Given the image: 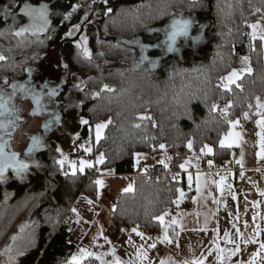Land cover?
I'll return each instance as SVG.
<instances>
[{
	"label": "trees",
	"instance_id": "trees-1",
	"mask_svg": "<svg viewBox=\"0 0 264 264\" xmlns=\"http://www.w3.org/2000/svg\"><path fill=\"white\" fill-rule=\"evenodd\" d=\"M26 6L46 7L48 23L36 35L29 31L17 36L21 27L33 23ZM174 20L191 25L188 36L178 37L170 51ZM258 21H264V0H0V54L6 58L0 61V85L24 78L45 56L57 54L69 82L62 136H76L75 145L92 136L95 157L102 153L105 158L100 171L87 168L72 175L67 162L63 167L57 163L62 157L54 147L31 174L0 183V263L10 248L19 258L17 264H71L75 247L69 242L72 229L62 224L64 217L82 193L97 197V174H133L137 153L166 151L176 164L203 154L200 149L208 145L214 148L217 163L229 158L230 149L219 142L233 127L221 110L231 104L228 120L253 127L259 118L255 97L264 102L263 42L251 40L246 26ZM37 22L41 27L43 21ZM77 25L78 34L82 30L88 39L90 58L77 43L66 40ZM133 40H141L148 47L147 56L159 63L153 67L143 61ZM248 67L251 73L245 71L230 90L218 87L221 77ZM104 84L114 91H101ZM96 92L100 95L93 97ZM212 103L218 108L210 112ZM140 115L152 119L140 121ZM100 120L111 123L97 144L91 131ZM136 123L141 126L134 127ZM189 140L192 150L187 148ZM161 144L166 148L161 149ZM172 178H136L134 191L122 194L115 210L114 220L122 233L139 225L154 235L160 229L155 216L164 214V209L192 205L193 194L183 177L179 182ZM177 188L184 191L183 199ZM178 199V205L173 203ZM101 248L109 253L105 255L109 262L110 247ZM160 254L155 252V257ZM83 264L100 261L91 257Z\"/></svg>",
	"mask_w": 264,
	"mask_h": 264
},
{
	"label": "crops",
	"instance_id": "crops-1",
	"mask_svg": "<svg viewBox=\"0 0 264 264\" xmlns=\"http://www.w3.org/2000/svg\"><path fill=\"white\" fill-rule=\"evenodd\" d=\"M260 23L264 27V21H260ZM230 132L236 133L235 136L230 137L232 146H225V148L230 149V156L222 162H218L228 171L214 174L205 170L207 164L204 156H208L212 162H216L213 158L215 150L212 146V154L203 153L191 156L175 164L176 169L183 172V179L187 186L188 175L193 177L192 187H188L189 190L194 189L192 205L186 209L169 210L168 214L165 215L164 224L162 225L159 222L160 229L154 235L139 229L146 238H151L147 241L137 237L133 232L122 233L115 223V211H112V209H116L119 197L122 194L134 191L138 176L145 175L157 167L169 170L171 157L157 158L151 153H148L151 155L137 153L139 155L136 154L135 156L133 174H97L95 181H104L103 188L96 184L97 197L92 198L82 193L72 206V209L78 210L80 222L76 223L77 216L72 212L75 225L72 228L69 242L74 245L75 251L70 261H72L73 256H76L80 260V264H83L91 257L82 256L81 249L100 255L106 253L105 249L102 250V246L110 247L111 252L115 249V256L122 262L135 261L137 260L139 246L144 245V249H140L141 251H147V259L143 261V264H185L186 261H191L194 258H199L201 254H206V250L212 245L213 238L217 236L218 229L217 242L220 248L225 249L226 258L227 252L232 251L237 246L239 247L238 253L227 258V264H239L241 261L248 264L252 255L259 251V243L264 241V219H261L264 216V197L259 195V193L264 192V160H261L258 155L260 138L256 122L253 127L236 126ZM85 148H90L91 153L89 154H94L92 136L89 141L83 144L84 152H86ZM236 156H239L237 161L234 160ZM74 159L77 164V172H80L78 169L81 159ZM86 160L93 162L94 166L91 168L96 170V167H98L100 171L101 164L97 165L96 157L95 161L87 158ZM241 160L243 161L242 165ZM185 162H187V171L179 167L180 164ZM86 169L87 167L84 171ZM233 169H239V171L235 172ZM198 176L201 178L199 182L201 191L199 192L196 190ZM221 179H224L223 194H221L219 187ZM130 186L132 190L126 192L125 189ZM233 196L236 199H233ZM88 199L94 201L93 205L87 203ZM255 203H258L259 207H256ZM254 216L256 217L255 221L253 220ZM173 220L177 223L173 224ZM257 224L260 225L262 230L259 233L256 230ZM165 228H167L171 243L161 242ZM225 233L229 235L231 243L224 239ZM129 238L135 246L128 244ZM153 242L156 243V248H148L147 244ZM212 246L214 247V245ZM157 251H161L158 259L155 257ZM213 255H216V253L214 252ZM92 257L95 258V256ZM103 259L105 260V256H103ZM113 259L114 257L111 255L109 264ZM212 261L213 256H209L208 264H211ZM257 262L258 264H264L261 257H257ZM137 264H139V261H137Z\"/></svg>",
	"mask_w": 264,
	"mask_h": 264
},
{
	"label": "snow or ice",
	"instance_id": "snow-or-ice-1",
	"mask_svg": "<svg viewBox=\"0 0 264 264\" xmlns=\"http://www.w3.org/2000/svg\"><path fill=\"white\" fill-rule=\"evenodd\" d=\"M95 2V0H94ZM104 2H106V0H104ZM25 11L27 13V15L29 16V18L33 21V23L28 26V27H21L19 29V31H17L15 33V35L20 36L23 33H27L29 31L32 32L33 35H36L38 32H42L44 30L43 27H40L36 21H43V24L46 26L48 21L46 18V7L45 8H27V6L25 7ZM256 12H261V10L259 8L256 9ZM87 17H85L86 19ZM191 25V21H187V20H174L173 23L171 24V34L169 36V50H173V46L176 43V40L178 37L180 36H188L189 34V28ZM248 28L251 29V40H256L257 38L264 42V27L261 26V23L258 21L256 23H250L246 25ZM75 31H79V26H75L74 28ZM69 36L72 35V32L68 33ZM84 42L79 45L78 47L81 48L82 50V54L86 57V58H90L91 57V52L87 49L86 47V37H82L81 38ZM6 58L0 54V61L5 60ZM245 58V62H246ZM243 71H246L247 73H251L252 69L250 67L243 69ZM28 74L29 76H31L32 74V70L29 69L28 70ZM241 79V73L237 72L236 70H232L227 76L225 77H221V83L218 85V87L223 88L225 90H230L229 85L234 84L236 81ZM8 81L5 80V84H7ZM11 92H5L2 88H0V183L5 182L7 179V172L9 170H12L16 175H21V174H25L27 172V170L32 166L27 160H22L19 156V154L14 153V152H9L8 146L11 142V137H12V130L15 129L18 124L20 123V116H19V107L18 105L15 103V100L17 98L18 95L21 96L22 99H26L29 97V95H31L32 100L35 102L37 109L39 110L42 106L41 102L44 98L45 93L44 92H36L34 88L30 87L29 84H16L13 83L11 86ZM45 88H47V96L48 97H55L58 94V90L56 88H48L47 85L44 86ZM237 88H240L239 84H236ZM101 91H114V89H112L111 87H109L107 84H104L101 88ZM93 97L99 96L100 93L96 92L92 94ZM231 107V104H227L222 110H221V115L223 116L224 120L226 123H230L232 125L233 128H235L237 126V124H239V120L236 121H230L228 120V116H227V112H228V108ZM218 108V105L216 103H212L210 105V112L214 111ZM248 108L252 109L253 105L250 103L248 104ZM255 108H256V112L255 115L259 117V119L256 121L257 127L259 128V132H258V136L260 138V151L258 153L259 158L261 160H264V102L261 101V98L259 96L255 97ZM249 116V113L247 111H245L243 113V118L247 119ZM58 119V118H57ZM138 119L140 121H144V120H149L151 121V117L150 116H145V115H140L138 117ZM82 124H89V122L87 120H82L81 121ZM111 121H107L105 123H100V124H96L95 125V142L98 144L99 141L102 138V134L103 131L107 128L108 124H110ZM141 125L139 123H136L134 125V127L139 128ZM45 129L47 130V125L45 126ZM236 133H228V135L225 136V138L223 140H221L220 146L221 147H231L232 146V141L230 140V137L235 136ZM40 140L39 139H33V148L37 147L40 144ZM161 149H165L166 146L164 144L160 145ZM187 148L189 150H192L193 148V142L191 140L188 141L187 143ZM86 152L91 153V149L90 148H85L84 149ZM57 151L60 153V156L62 157L61 159H59L57 161V163L63 167L67 161V157L64 155L63 151L61 149H57ZM200 151L202 153L205 154H212L213 153V148L211 146L208 145H203L202 148L200 149ZM32 153V149H29L28 152L25 154L26 156H30ZM139 155V154H137ZM104 155L101 154L98 157L97 162L99 164H103L104 163ZM211 163V162H209ZM241 165L243 163V161H240ZM187 162L182 163L179 165L180 169L187 171V167H186ZM79 171L83 172L84 169L87 168H91L94 165L87 161V160H81L79 161ZM38 166V165H36ZM165 167H167V165H165ZM70 168L72 171V175L76 174L77 171V164L75 162H72L70 164ZM174 181L179 182V179L177 176H174L172 178ZM200 177H197V183H198V187H197V192L201 191V187L199 186V182H200ZM192 180L193 177L191 175H188L187 177V181H188V187L191 188L192 187ZM95 184L99 185L100 188L104 187V181L103 180H96ZM220 191L221 194H223L224 191V179H221L220 181ZM131 186L127 189H125V191H131ZM177 192H179V196L180 199H183L185 193L182 189L177 188L176 189ZM259 195L261 197H264V192L259 193ZM180 199L173 201V203H176L177 205L180 202ZM214 199V198H213ZM233 199H236L235 196H233ZM87 203L89 205H93L94 201L91 199L87 200ZM256 207H259L258 203H255ZM116 209L113 208L112 211H115ZM72 212L77 216V220L76 223L80 222L79 219V212L77 209L73 208ZM168 214V209H164V214L159 215V216H155L154 219L158 220L160 222V224H164L165 221V215ZM256 217H253V220L255 221ZM261 219H264V216L261 217ZM173 224L177 223V221L173 220L172 221ZM247 226V225H245ZM256 230L257 233H259L260 231H262L260 229V225L257 224L256 225ZM21 231H23V227L21 228ZM102 231V230H101ZM127 231V230H124ZM238 231V229H237ZM131 232L135 233V235L137 237H140L142 240L147 241L148 239L151 238H146L144 233L141 232L139 230V225H137L136 227L131 229ZM178 235V234H177ZM13 241H15L16 237L12 238ZM224 239L231 243L232 241L229 239V235L227 233H225V237ZM218 229H217V236L213 238L212 240V245H214V247L212 245H210L209 249L206 250V254H201V256L199 258H194L191 261H186L185 264H208V257L209 256H213V261L211 262V264H227V258H230L231 256L235 255L236 253L239 252V247L237 246L235 249H233L232 251L227 252V258L225 257V249L220 248L219 244H218ZM161 242H168L171 243L172 241L169 240L168 237V233H167V228L164 229V235H163V239ZM109 243H111L109 241ZM128 244L130 246H135L134 242L131 240V238H129L128 240ZM148 248L151 249H155L156 248V243L153 242L151 244H147ZM140 249H144V245H140L139 249L137 250V260H129L126 262H122L120 261V259L118 257L115 256V249L112 250V252L110 253L114 259L111 262V264H137V261H139V264H143V261L147 259V251L143 250L141 251ZM9 251V249H5V254ZM81 254L82 256L85 257H92L95 256L96 260L100 261V264H109L108 261H105L103 259V256L108 255L109 253H101L100 255H96L95 253H92L88 250H84L81 249ZM216 253V255H213V253ZM22 254V253H21ZM262 254H264V241H261L259 243V251L254 253L252 255L251 260L248 262V264H258L257 262V257H261V260L264 261V256H262ZM71 264H80V260L76 257L73 256L72 257V261ZM239 264H244V262H239Z\"/></svg>",
	"mask_w": 264,
	"mask_h": 264
},
{
	"label": "flooded vegetation",
	"instance_id": "flooded-vegetation-1",
	"mask_svg": "<svg viewBox=\"0 0 264 264\" xmlns=\"http://www.w3.org/2000/svg\"><path fill=\"white\" fill-rule=\"evenodd\" d=\"M80 37L76 41L73 40L75 38H69L66 40L78 44ZM38 66L33 69V72L40 73L38 76L32 77V74L29 76L27 72V75L24 78L8 80L7 84L4 82L0 85V88L5 92H11L10 86L13 83L29 84V86L34 88L36 92L45 93L41 102L42 106L39 110L37 109L35 102L32 100L31 95L26 99H22L21 96L18 95L15 100V103L20 110V123L12 130L11 142L7 150L19 154L22 160H27L32 166L25 174L21 175H16L12 170H9L6 174L7 183L12 182L11 179L23 178L31 174L41 165L42 156L49 153L54 147L58 149L59 142L65 139L62 136V109L63 100L67 93L69 82L60 70L57 54L45 56V58L39 62ZM45 85H47L48 88H56L58 94L55 97H48V89L44 87ZM46 125L47 130L45 129ZM34 138L41 141L35 148H33ZM29 149H32V153L30 156H26L25 154Z\"/></svg>",
	"mask_w": 264,
	"mask_h": 264
},
{
	"label": "rangeland",
	"instance_id": "rangeland-1",
	"mask_svg": "<svg viewBox=\"0 0 264 264\" xmlns=\"http://www.w3.org/2000/svg\"><path fill=\"white\" fill-rule=\"evenodd\" d=\"M32 21V20H31ZM42 23V25H41V27H43V28H45L46 26L45 25H43V22H41ZM37 24H38V22H37ZM31 25V24H30ZM79 30H80V26H79ZM77 34H78V31H74V33L70 36L71 38H75L76 36H77ZM82 37H86V35H85V33H83L82 35H81V37H80V39H79V41H78V45H81L84 41L81 39ZM132 44L133 45H136L137 47H139L140 49H141V51H142V59H143V61H147V63H150V65H152L153 67L154 66H156L157 65V63H159V61L158 60H152V59H150L147 55V51H148V47H146V45L141 41V40H133L132 41ZM176 44V43H175ZM175 46L176 45H174L173 46V49L175 48ZM86 47H87V49L89 50V48H88V39H87V37H86ZM38 66V65H37ZM36 66V67H37ZM36 67H33V68H31V70H32V72H33V69H35ZM39 67V66H38ZM243 69H245V68H240V69H236V71L237 72H240L241 73V77L243 76V74H244V72L245 71H243ZM40 73L39 72H33L32 73V77H35V76H38ZM237 82V81H236ZM235 82V83H236ZM232 85V84H231ZM231 85H229V87L231 86ZM105 122H107L106 120H100V121H98V122H96L95 123V125L96 124H100V123H105ZM95 125H94V127H93V129H92V131H91V135L93 134V138H94V141H95ZM104 134H105V130L103 131V134H102V138L104 137ZM57 139V138H56ZM76 136H74V135H69L67 138H65L63 141H61V142H59V144H58V149H61L62 151H63V153H64V155L67 157V163L69 164V166H70V164L72 163V162H74V158H76V159H81V160H86V158L87 159H89L88 158V154L89 153H87V152H84L83 151V144H76L75 145V142H76ZM57 141H58V139H57ZM72 146H75V147H73L72 148ZM102 153H100V154H97L96 155V163H97V165H99V163L97 162V160H98V157L101 155ZM140 155H151V154H148L147 152H140ZM155 157H166V158H168L170 155H169V153L168 152H166V151H162V152H159V153H157V154H155L154 155ZM94 157H95V155H94ZM152 157H153V155H152ZM73 159V160H72ZM80 160V161H81ZM88 161V160H87ZM90 162V161H89ZM91 163H93V162H91ZM70 170H71V168H70ZM72 172V171H71ZM77 172V171H76ZM17 260H19V258L17 259V257H16V259H15V257L13 256V254H12V252H11V250H10V248H9V251L5 254L4 253V255H3V258H2V261H1V263L0 264H17L18 263V261ZM21 264V263H20Z\"/></svg>",
	"mask_w": 264,
	"mask_h": 264
},
{
	"label": "built area",
	"instance_id": "built-area-1",
	"mask_svg": "<svg viewBox=\"0 0 264 264\" xmlns=\"http://www.w3.org/2000/svg\"><path fill=\"white\" fill-rule=\"evenodd\" d=\"M88 158L92 161H95V157L94 154H88ZM204 160L206 161L207 167H206V171L207 172H211L214 174H221L224 173L226 171H228L227 169L223 168L221 164L217 163V162H212L211 158L208 156H204ZM235 161L239 160V156H236L234 158ZM175 161L176 159L174 158H170L169 163L171 165L170 169L168 171H156V170H152L151 172L145 174L144 176L149 180L152 177H154L155 175H168L170 177H174L177 176L178 179H181L183 177V172L179 171L176 169L175 167ZM211 162V163H209ZM96 170L99 171L98 167H96ZM233 171L238 172L239 169H233ZM191 193L194 194V189L192 188ZM62 224L65 225L66 227H68V229H72L75 225V218L72 214V211H69L66 216L64 217Z\"/></svg>",
	"mask_w": 264,
	"mask_h": 264
},
{
	"label": "water",
	"instance_id": "water-1",
	"mask_svg": "<svg viewBox=\"0 0 264 264\" xmlns=\"http://www.w3.org/2000/svg\"><path fill=\"white\" fill-rule=\"evenodd\" d=\"M81 34H82V30H81V32L75 37V39H73V40H77L80 36H81Z\"/></svg>",
	"mask_w": 264,
	"mask_h": 264
}]
</instances>
